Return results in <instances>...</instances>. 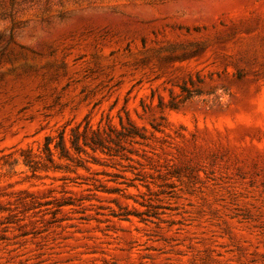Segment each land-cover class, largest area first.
I'll return each instance as SVG.
<instances>
[{
    "label": "rangeland",
    "instance_id": "obj_1",
    "mask_svg": "<svg viewBox=\"0 0 264 264\" xmlns=\"http://www.w3.org/2000/svg\"><path fill=\"white\" fill-rule=\"evenodd\" d=\"M120 120L150 192L70 148ZM0 264H264V0H0Z\"/></svg>",
    "mask_w": 264,
    "mask_h": 264
},
{
    "label": "trees",
    "instance_id": "obj_2",
    "mask_svg": "<svg viewBox=\"0 0 264 264\" xmlns=\"http://www.w3.org/2000/svg\"><path fill=\"white\" fill-rule=\"evenodd\" d=\"M121 122V129L113 126L110 122L106 124L105 127L101 128L100 125L96 130L92 129V126L89 122L86 123L83 132L80 131V126L72 129L71 133V146L70 148L73 149L76 153L81 154H88L87 149H90L93 153L101 152L103 154L108 155L112 159L119 158L116 162L117 164H122V161L132 162L134 164H130L128 170L130 171L134 177L133 178H125L122 174H116V177L124 178L127 182H122L120 185H125V188L115 187L112 188V192L114 193H122V195L129 197L127 191L129 188H135L139 190L140 186L145 187L149 192L151 191V184L148 180V174L145 171V165L137 159L132 158V156L126 155L124 152L129 151L131 154L134 153L133 151L128 150V148L123 145V143L129 144H140L137 142L136 138L141 137L144 139V136L140 134L139 129L136 125L133 124L131 120H129L131 124V128L127 129L124 125L122 120ZM115 136V138L113 137ZM53 145L54 149L51 148ZM114 145V146H113ZM48 161L53 163V156L55 153H58L60 158L62 157H69V149L66 147L65 144V130L59 133L58 140L55 141L52 137L46 138L45 149H44ZM30 161L26 160V164L28 165ZM100 187L95 186V190H99ZM86 191H92V189L88 188ZM63 193H73L71 190H64ZM131 197V196H130ZM88 198H79L73 199L71 196H63L57 201V210H61L63 207H70L72 211L75 212H82L86 210L83 206V201ZM77 208H80L79 210ZM82 210V211H81ZM142 215H147L150 218L152 215L150 212H143ZM141 214H132L131 211L124 209L121 212L113 211L110 215L122 220H129L131 215H141ZM86 219V218H83ZM142 221H146L143 219Z\"/></svg>",
    "mask_w": 264,
    "mask_h": 264
}]
</instances>
